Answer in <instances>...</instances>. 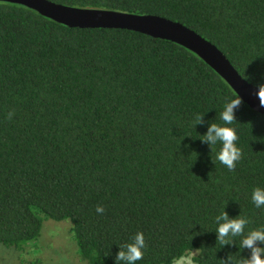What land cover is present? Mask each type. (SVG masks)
<instances>
[{
	"label": "trees",
	"instance_id": "obj_1",
	"mask_svg": "<svg viewBox=\"0 0 264 264\" xmlns=\"http://www.w3.org/2000/svg\"><path fill=\"white\" fill-rule=\"evenodd\" d=\"M75 8L156 15L214 45L237 74L264 84V0H48ZM235 98L186 49L120 29L68 28L0 2V245L20 251L44 220L70 223L86 264H116L145 237L136 264L248 258L242 237L221 246L215 217L264 227V116L244 103L234 171L201 142ZM13 113L9 119V113ZM203 114L195 125V116ZM104 212L98 214L96 207ZM124 264V262H121Z\"/></svg>",
	"mask_w": 264,
	"mask_h": 264
},
{
	"label": "water",
	"instance_id": "obj_2",
	"mask_svg": "<svg viewBox=\"0 0 264 264\" xmlns=\"http://www.w3.org/2000/svg\"><path fill=\"white\" fill-rule=\"evenodd\" d=\"M20 5L68 28L120 29L174 43L208 66L252 111L264 116L256 95L258 87L242 79L225 56L210 42L185 26L156 15H139L104 9L75 8L48 0H0Z\"/></svg>",
	"mask_w": 264,
	"mask_h": 264
},
{
	"label": "clouds",
	"instance_id": "obj_3",
	"mask_svg": "<svg viewBox=\"0 0 264 264\" xmlns=\"http://www.w3.org/2000/svg\"><path fill=\"white\" fill-rule=\"evenodd\" d=\"M256 95L260 106L264 107V84L258 86ZM242 103V99L235 93V98L228 101L220 113V119L223 124L210 123L206 133L200 139L202 143H207L211 150L218 143L221 145L216 153V159L229 171H234L236 164L242 158V150L237 146L239 139L237 131L234 127L228 126L238 123L235 113ZM8 115L9 119H11L13 113L10 112ZM202 118L203 114L195 116L194 127L202 122ZM251 200L255 207H264V188L256 187L251 193ZM96 212L102 214L104 208L97 206ZM215 222L218 225L216 239L221 246L233 245L232 238L242 237L241 248L250 252L248 258L239 256L238 259L233 260L232 256H229L226 261H221V264H264V227L245 233L250 220L244 216L230 219L225 211L215 217ZM145 248V237L142 232H137L130 243L120 246V251L116 254V264H121V262H124V264H136L137 261L143 259Z\"/></svg>",
	"mask_w": 264,
	"mask_h": 264
},
{
	"label": "rangeland",
	"instance_id": "obj_4",
	"mask_svg": "<svg viewBox=\"0 0 264 264\" xmlns=\"http://www.w3.org/2000/svg\"><path fill=\"white\" fill-rule=\"evenodd\" d=\"M70 223L67 220L55 222L44 220L39 236L22 250L5 249L0 245V264H86L80 260L70 238ZM195 252L187 253L173 264H193Z\"/></svg>",
	"mask_w": 264,
	"mask_h": 264
}]
</instances>
